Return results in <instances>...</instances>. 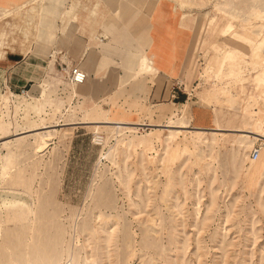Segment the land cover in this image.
Returning a JSON list of instances; mask_svg holds the SVG:
<instances>
[{
	"label": "rangeland",
	"instance_id": "rangeland-1",
	"mask_svg": "<svg viewBox=\"0 0 264 264\" xmlns=\"http://www.w3.org/2000/svg\"><path fill=\"white\" fill-rule=\"evenodd\" d=\"M30 1L6 3L3 16L15 20L0 22V30L22 26L17 13ZM56 2L40 0V11L58 9L61 0ZM87 3L93 6L84 18L90 23L97 0H71L62 9L66 21H75L76 7L86 9ZM158 5L164 7L159 16ZM123 6L146 23L174 19L172 11L182 15L176 38L166 28L167 41L155 42L127 64L142 95L133 97L132 120L122 109L116 115L112 106L81 107L77 86L64 81L57 68L26 96L0 94V195H26L32 209L14 213L0 205V264H264V144L252 163L249 153L258 139L192 130L186 104L172 120L165 107L142 103L156 73L147 66L154 68L155 54L176 41L179 49L188 47L183 85L198 94V106L236 110L239 104L242 122H263L264 115L253 110L264 99V42L254 50L247 45L261 35L264 40V4L121 0ZM117 9L121 17L118 4ZM5 40L24 38L13 28ZM16 98L29 104L23 126L11 119ZM48 107L53 113L46 117ZM167 118L180 128L170 143L161 130ZM41 127H49L45 149L37 135L21 134ZM250 131L264 138V126Z\"/></svg>",
	"mask_w": 264,
	"mask_h": 264
},
{
	"label": "crops",
	"instance_id": "crops-1",
	"mask_svg": "<svg viewBox=\"0 0 264 264\" xmlns=\"http://www.w3.org/2000/svg\"><path fill=\"white\" fill-rule=\"evenodd\" d=\"M14 1L0 0V22L15 20L11 16H3L9 9L6 3ZM70 1L61 0L59 4L57 0L58 9L45 7L40 11V5L39 10L34 12L35 15L39 14L37 24L33 22L35 28L30 29L27 37L19 32L24 41L18 43L4 41L14 26L9 27L8 33L0 30V94L9 92L20 97L26 96L39 80L49 77L56 70L58 62H62L66 66L77 67L86 74L84 83L76 88L81 107L88 102H95L103 109L112 106L116 115L121 114L119 110L122 109L126 119L132 120L130 116L135 110L131 102L134 96L142 95L138 93L130 78L132 72L127 64L139 58L155 42L163 39L167 41L165 30L167 32L170 30V37L177 36L176 20L146 23L143 17L133 12L129 13L128 7H121V0H97L99 5L95 10L96 16L90 23H86L84 18L88 16V11L93 9L92 3L85 4L86 9L82 8L83 5L76 7V20L66 21L67 17L64 18L62 9H65ZM30 2L31 5L17 13V17L37 5L35 0ZM116 4L122 10L121 17L119 10H116ZM34 14L29 11L28 17L34 20ZM187 55L188 47L183 46L179 49L176 41H169L163 47V51L155 54L156 73L146 99L142 102L143 105L165 107L167 116L171 115L173 120L179 116V107L186 104L189 126L192 130H201L205 133L218 130L229 135L249 131L253 139H258L257 144L263 145L264 139L250 130L254 127L259 128V125L263 127L264 121L259 122L256 119L242 122L239 117V104L236 110L225 104L208 107L196 104L200 103L198 94L194 96L187 93L188 87L183 85ZM50 61L53 64L51 68L48 66ZM23 89H26V93L20 95V90ZM192 91L195 89H190V92ZM24 106L19 98L14 99L11 104V119L12 121L15 119L20 126H23ZM52 113V108L48 107L44 116L48 117ZM253 114L258 115L257 117L260 114L264 115V99L256 101ZM160 121L161 123L164 121L162 116ZM246 127L249 130H245Z\"/></svg>",
	"mask_w": 264,
	"mask_h": 264
},
{
	"label": "bare ground",
	"instance_id": "bare-ground-1",
	"mask_svg": "<svg viewBox=\"0 0 264 264\" xmlns=\"http://www.w3.org/2000/svg\"><path fill=\"white\" fill-rule=\"evenodd\" d=\"M258 1H261L263 4H264V0H258ZM35 2H37L36 6L35 4L33 6L35 7H32L29 8V11L32 12V14H34V12L38 11L39 10V7L41 5L40 3V0L37 1L35 0ZM191 2V1H190ZM187 3V2H186ZM156 13L158 14L159 16V13L162 12V10L164 9L163 6H156ZM173 9V5H172V8ZM26 13L22 14L21 16H24V18H22L21 16H19V19L21 20L22 22V26H19V25H16L14 26L15 29H17V31H19L23 36L27 37L29 35V31L30 29H34L35 28V24L33 23L34 20L31 19V17H28V13L29 11L28 10H25ZM172 17L175 19V20H178V19H181L182 18V15L179 14L177 11H172ZM35 15V14H34ZM33 15V16H34ZM113 15V14H112ZM189 15V14H188ZM191 15V14H190ZM115 16V15H113ZM209 15L206 14L205 15V19L208 20V17ZM183 18H186L188 20H192L190 17L188 18V16L186 17H183ZM159 19V18H158ZM264 21V18L262 19ZM193 25L195 27L196 25V22L193 20ZM192 25V26H193ZM167 34V33H166ZM260 39L258 40H255V38H252L251 40H249L248 42L250 43L249 47H251V49L254 50L253 47H255V44L258 43L259 41H262L264 42L263 40V35L259 36ZM1 45V44H0ZM258 53V52H257ZM145 64H147V59L145 58ZM153 67H150V66H147V72H155L156 69L155 67L152 69ZM46 90L43 88L42 92H45ZM24 93H26V91L23 89L20 91V95H23ZM8 94V93H7ZM9 95V94H8ZM27 99L31 100V101H36L38 102L37 99H32L30 98L29 96L26 97ZM18 99V98H17ZM23 103H24V108L25 109H28L29 108V104H27L26 100L25 99H21L19 98ZM45 101V100H44ZM38 109V108H37ZM171 119V117H170ZM168 120V123L166 125H163L162 126V129L161 130H164L167 132V135H166V138H165V141H167L168 143L172 142L173 141V138L175 136V132L179 131L178 128H176L174 125H173V121L172 120ZM85 124V123H83ZM97 125V124H96ZM113 126L117 127V128H120V124L119 123H114ZM147 127V126H146ZM159 127V126H157ZM49 127H41V128H36V129H32L30 131H26V132H23L21 133L22 135L23 134H28V135H37L38 136V139L40 140V144H41V147H43L44 149L47 148V146L49 145L50 143V138H49V135L48 134H45L49 129ZM186 127H184L185 129ZM154 129V128H153ZM158 129V128H157ZM182 129V128H181ZM160 132V131H159ZM215 133L218 134V130L217 131H214ZM134 133V132H133ZM247 134V136H250L249 132H245ZM15 136H20V134H16ZM118 136V135H117ZM215 138V137H214ZM256 138V137H255ZM264 139V138H263ZM259 157H260V151H259V156L257 158V160L253 161L249 158L250 162L252 163H255L257 161H259ZM3 193V192H2ZM0 205L3 206L5 209H8V211H14V213H18L20 212L21 208L22 207H28L29 208V211L31 212L32 209H31V206H30V201L28 200V197L26 195H23V194H20V193H16V192H13V191H7L3 194L0 195Z\"/></svg>",
	"mask_w": 264,
	"mask_h": 264
},
{
	"label": "built area",
	"instance_id": "built-area-1",
	"mask_svg": "<svg viewBox=\"0 0 264 264\" xmlns=\"http://www.w3.org/2000/svg\"><path fill=\"white\" fill-rule=\"evenodd\" d=\"M56 68V73L62 76L64 81H66L69 85L78 86L83 84L86 80V74L80 71L77 67L66 66L62 62H58ZM259 150V144H256L255 148H253L249 153V158L253 161L257 160L259 156Z\"/></svg>",
	"mask_w": 264,
	"mask_h": 264
},
{
	"label": "water",
	"instance_id": "water-1",
	"mask_svg": "<svg viewBox=\"0 0 264 264\" xmlns=\"http://www.w3.org/2000/svg\"><path fill=\"white\" fill-rule=\"evenodd\" d=\"M250 135V134H249Z\"/></svg>",
	"mask_w": 264,
	"mask_h": 264
}]
</instances>
